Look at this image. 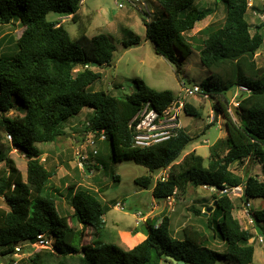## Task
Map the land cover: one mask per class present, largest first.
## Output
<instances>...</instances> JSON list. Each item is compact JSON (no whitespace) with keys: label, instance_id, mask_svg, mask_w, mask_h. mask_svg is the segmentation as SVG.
Masks as SVG:
<instances>
[{"label":"trees","instance_id":"16d2710c","mask_svg":"<svg viewBox=\"0 0 264 264\" xmlns=\"http://www.w3.org/2000/svg\"><path fill=\"white\" fill-rule=\"evenodd\" d=\"M82 1L0 0V23L17 21L23 27L16 51L12 55L0 54V197L8 206L0 208L1 255L13 254L18 243L34 241L42 233L54 238L53 248H41L17 264H161V260L173 264L167 255L185 264H216L221 257L231 264H252L255 235L234 215L235 203L229 194L231 188L246 186L243 202L264 199V64L257 58L264 44V31L258 25L252 32L247 0H220L226 6L225 21L200 30L199 35L189 36L188 32L215 9L196 7L197 0H157L163 10L159 7V18L146 22L147 37L159 54L178 63L177 73L180 58L194 48L209 71L207 80L195 85H200L199 94L219 102L215 108L226 119L228 136L217 147H211L208 163L195 150L182 157L194 140L183 127L162 142L136 145L131 122L139 111L149 104L164 114L178 98L173 90H158L143 79H136V89L123 96L93 89L102 72L95 70L92 63L97 62L99 68L111 65L115 43L107 33L90 37L82 30L72 37L61 19L47 17L56 12L78 20ZM140 43L139 35L124 41L126 47ZM240 85L250 91L235 96ZM230 90L239 102L238 118L230 109ZM84 107L94 109L84 131H97L98 136L105 132L115 161L133 159L147 167L151 174L137 177L136 182L142 188L153 189L156 198H186L190 186H208L217 191L214 197L218 203L212 211L222 210L218 226L226 242L224 250L210 247V236L193 224L184 226L183 239L174 237L168 215L163 216L159 227H155L156 223L149 225V235L133 248L105 242L101 235L109 206L96 189L81 182L68 185L66 197L73 213H61L57 203L61 191L50 187L58 167L45 165L35 143L55 142L66 135V121ZM183 107L192 115L199 113L190 103ZM14 109L24 114L9 115ZM13 148L27 158L26 178L10 156ZM88 151L95 156L94 148ZM247 158L260 163L262 176L250 172L243 176L231 169L233 163ZM167 168V179H156ZM224 189H229L228 193L221 195ZM251 213L256 227L264 230V207L251 209ZM75 219L83 226L73 224ZM92 231L97 238L92 236V241L84 242ZM15 261L11 257L8 264Z\"/></svg>","mask_w":264,"mask_h":264},{"label":"rangeland","instance_id":"374dc122","mask_svg":"<svg viewBox=\"0 0 264 264\" xmlns=\"http://www.w3.org/2000/svg\"><path fill=\"white\" fill-rule=\"evenodd\" d=\"M140 1L145 2L147 8H136L130 0H83L78 20H73L66 15H59L56 12H50L47 17L50 20L55 18L64 19V25L72 37H77L82 30L86 31L90 37L99 33H107L115 43L116 50L112 64L100 68L93 67L95 70L102 72L101 79L95 81L92 85L94 90H106L115 95L123 96L124 94H131L136 89V79H143L149 86L158 90H173L178 101L183 99L184 103L187 102L195 106L199 113L192 115L184 109V105L177 108V101L169 109L170 116L171 112L174 111V117L170 122L180 120L179 122L194 137L193 142L185 149L182 157L195 150L203 155L208 163L211 147H214V145L217 147L219 142L227 139L226 119L222 112H218L219 118L216 119L215 107L219 105L216 98L205 97L199 93L187 96L185 88L206 81L209 71L201 62L199 50L194 48L185 58H180L181 69L177 73L178 63L170 62L159 54L154 42L147 37L146 22L158 19L159 14H157V11L159 7L162 10L163 8L157 0ZM117 2H123L124 7H119ZM194 4L196 7H211L215 10L206 19L198 21L195 28L188 32L189 36L199 35L200 30L206 27L212 28L214 25L220 26L225 21L226 6L220 0H197ZM248 14L252 23L251 30L254 33L256 20L259 18L254 15L250 8ZM22 30V24L17 21L10 24L0 23V54L12 55L16 51L17 39ZM138 35L141 38L140 44L131 47L124 45L126 39ZM258 53L257 58L261 60L264 57V44ZM259 62L260 64L264 63ZM22 113V111L14 109L9 115L15 116ZM93 113V108L84 107L80 113L66 121L64 125L66 135L55 142H37L35 144L42 151L41 157L45 165L48 168L58 167V172L51 180L50 187H57L61 191V194L56 193L61 213L68 214L73 211L66 197L70 183L73 181L81 182L85 186L96 189L104 204L109 206V212L106 215L107 230L114 232L113 229H117L124 231L126 234L128 233V241L123 244L125 246L123 248L128 249L142 242L141 239L144 237V231L137 224V211L140 210L148 214L147 212L152 207L150 203L151 194L136 182V178L142 175H150L151 172L147 167L137 164L133 159L115 161L112 158L110 140L102 141L99 136L96 137V148L99 153L91 156L90 151L86 150L89 133L84 131V127ZM212 116H214V121L210 120ZM80 138L81 140H79ZM7 140L9 143L10 140L8 138ZM79 152L81 155H90L87 159V166L92 164L90 166L93 168V165L99 162L98 166L93 168L94 173L90 177L83 174L80 166L83 159ZM10 156L15 160L16 165L26 178L27 158L25 154L19 149L13 148ZM232 169L243 176L247 172L262 176V168L257 160H244ZM229 194L235 203V214L240 219L243 227L249 228L255 235L252 239L256 249L252 264H264V230H259L256 223L251 224L247 214L243 216L242 210H245L247 206L241 198V189H230ZM212 196L215 195L201 186H190L186 198H177L178 205L175 209L178 210L179 214L185 215V222L194 224L210 236V247L222 251L226 247V242H223L218 226L222 219V210L211 211L210 213L213 212L214 214L210 218L207 214L208 209L216 201V199L213 200ZM250 202V208L253 210H260L264 207L263 198H251ZM122 204L123 209L120 206ZM2 207L8 208L5 200L0 197V208ZM210 222L212 228L209 227ZM72 223L78 224L77 219L73 220ZM154 223L156 222L154 221ZM154 223L152 221L150 224ZM87 233H90L89 227H87ZM93 236L97 238L96 235ZM101 239L110 242L105 234L102 235ZM89 240L90 237L88 236L84 242ZM29 255L30 253L26 248L18 255L3 256L0 253V263L8 264L11 257L19 260ZM161 264L169 263L161 260ZM216 264L231 263L228 259L221 257Z\"/></svg>","mask_w":264,"mask_h":264},{"label":"built area","instance_id":"2783aa9c","mask_svg":"<svg viewBox=\"0 0 264 264\" xmlns=\"http://www.w3.org/2000/svg\"><path fill=\"white\" fill-rule=\"evenodd\" d=\"M131 4L136 7V8H147V5L145 2L140 1V0H130ZM248 2V7L250 9H253L254 7H259L257 10L254 11L256 16L259 18V20L264 24V10H260L264 6V0H247ZM117 5L119 7H124L123 2H117ZM250 89L246 86L240 85L238 86L236 90L235 96L243 93V92H249ZM200 92V85H194L193 87H186L185 88V93L187 96H193L197 95ZM205 97H208L205 95ZM181 103V107L184 105L183 99L179 100ZM176 102H174L175 104ZM234 103L236 106H238L239 102L234 99ZM171 108V107H170ZM170 108L165 110L164 114H160L158 111H156L153 108H150L149 104H147L142 110L139 111V113L134 117V119L131 122V125L134 127L136 131L135 135V143L138 146H149L154 143H159L164 140L169 139L173 135L177 133V129L181 127L179 120L177 122H170L171 119L174 117V111L171 112L170 116ZM177 114V113H176ZM170 116V117H168ZM211 121H214V116L210 118ZM169 121V122H168ZM88 136H87V141H86V150H88L89 147L94 148V155L98 153V149L96 148L97 144V131H88ZM9 139H12L11 135H8ZM99 139L105 140L106 139V134L105 132H101V135L99 136ZM79 155L81 153L79 152ZM89 154L87 155H81V158L83 159L82 164H80L81 169L83 170V174L87 175L90 177L93 175L94 170L93 168H90L89 164L87 166V159L89 158ZM88 169V171H87ZM168 171L162 170L161 173H159L156 177V179L159 180H166L168 177ZM208 187V186H205ZM229 189H224L223 191H228ZM171 205L174 204V196H168L166 197ZM121 208L123 209L124 206L123 204L120 205ZM245 206H247L246 214L249 218V222L251 224L255 223V218L251 213V202L248 201L245 203ZM249 207V208H248ZM137 224L140 226L142 223H146L148 220V215L143 213L142 211L138 210L137 213ZM163 218L158 221L155 225V227H159ZM262 236V235H261ZM263 237V236H262ZM261 237V238H262ZM55 240L53 237H48L46 234H39L37 236V239L34 241H22L18 243L15 247V252L12 255H18L20 254L25 248L29 250L30 255L41 249V248H49L52 249L54 246ZM20 260V259H19ZM18 259H16L15 263L17 264L19 262ZM3 264V263H0Z\"/></svg>","mask_w":264,"mask_h":264},{"label":"crops","instance_id":"0c3cea01","mask_svg":"<svg viewBox=\"0 0 264 264\" xmlns=\"http://www.w3.org/2000/svg\"><path fill=\"white\" fill-rule=\"evenodd\" d=\"M81 8V7H80ZM253 13H254V11L255 10H257V8H253V9H250ZM80 11V10H79ZM254 15H256L255 13H254ZM66 16H68V17H70V18H72V15H66ZM257 17V16H256ZM258 18V17H257ZM59 19H61V18H59ZM61 21L62 22H64V19H61ZM258 25H261V28H260V30L261 31H264V24L259 20V19H257L256 20V25L254 26V29H255V31L257 30V26ZM252 29V28H251ZM259 54V53H258ZM259 61H261L262 63L264 62V57L261 59V60H259ZM264 64V63H263ZM216 109V108H215ZM220 113V112H219ZM219 118V116H217V118L216 119H218ZM180 121V120H179ZM180 124H181V122H180ZM181 127H183V128H185L182 124H181ZM186 129V128H185ZM188 131V130H187ZM79 140H81V138L79 139ZM102 141H104V140H102ZM245 160H251L250 158H247V159H245ZM98 163L99 162H97L96 164H94L93 166H98ZM236 164H239V162H235V163H233L232 165H231V169L233 168V167H235V165ZM163 170H166V171H168L169 172V168H167V169H163ZM233 170V169H232ZM234 171V170H233ZM162 172V171H161ZM160 172V173H161ZM238 174V173H237ZM240 188H238V187H234V188H231V189H241V196L243 195V193H244V191H243V188L242 187H244V186H239ZM204 189H206L208 192H212L214 195L217 193V191L215 190V189H213L212 187H203ZM147 191L151 194V205H152V207H150V211H148L147 213V215H148V220H147V222L146 223H142L141 225H140V228L143 230V226L144 225H146V226H148L149 227V225H151L150 223L153 221V223H154V221L157 223L160 219H162L163 218V216L164 215H168V216H170V218H171V232H172V234H173V236L174 237H176V238H179V239H183V237H184V234H183V228H184V226L186 225V224H190V223H187V222H185V220H184V214H179L178 213V210L177 209H175L176 208V206L178 205V200H177V197H175L174 196V204L173 205H171L170 203H169V201H168V199L167 198H156L154 195H153V189H147ZM212 198H213V200L215 199V197L214 196H212ZM250 201V200H249ZM150 205V204H149ZM70 206V205H69ZM72 210L74 211V209H73V207H72ZM73 211H71V213H73ZM173 213H174V215H173ZM108 214V213H107ZM106 214V215H107ZM207 214H210V212L209 213H207ZM242 214H243V216L245 215L246 216V210H242ZM106 215H105V228H104V230H103V233H102V235L103 234H105L106 235V237L107 238H109L110 239V242H113V243H117V241H118V243L117 244H119L120 246H122V247H125L123 244H125V243H127V241H128V238H127V235H128V233L126 234L124 231L122 232V231H119V230H117V229H113L114 230V232H110L109 230H107V220H106ZM234 215L238 218V216L235 214V209H234ZM239 219V218H238ZM240 220V219H239ZM194 225V224H193ZM78 226L79 227H82L83 225L82 224H78ZM200 229V228H199ZM201 230V229H200ZM105 231V232H104ZM182 233V235H180ZM102 235H101V237H102ZM92 236H93V231H92V233H91V235H90V241H92ZM147 236L144 234V237L141 239V241H143L145 238H146ZM113 239V240H112ZM106 241V240H105ZM109 240H107L106 242H108ZM223 242H225L224 240H223ZM139 244V243H138ZM137 245V244H136ZM134 247V246H133ZM133 247H129L128 249H130V248H133Z\"/></svg>","mask_w":264,"mask_h":264},{"label":"water","instance_id":"95a60500","mask_svg":"<svg viewBox=\"0 0 264 264\" xmlns=\"http://www.w3.org/2000/svg\"><path fill=\"white\" fill-rule=\"evenodd\" d=\"M92 66H93V67H97V66H98V63H97V62H93V63H92ZM228 97H229V101H230V109L235 113L236 117L238 118V117H239V112H238V110H237L236 104L234 103V97H233V91H232V90L228 91ZM180 106H181V103H180V101H178V102L176 103V107L179 108ZM216 113H217V116H219V113H218V110H217V109H216ZM238 188H240V187L238 186ZM242 188H243V191L246 190V186H244V187H242ZM226 193H228V191H223L221 195H224V194H226ZM217 203H218V201L216 200V201L214 202L213 206H211V207L208 209V213L211 212V211L214 209V207L217 205ZM143 231H144V234H145L146 236H148L149 233H150L149 227L146 226V225L143 226ZM166 259L172 261L173 264H185V263H186V262L183 261V260H178L177 258H175V257L172 256V255H167V256H166Z\"/></svg>","mask_w":264,"mask_h":264},{"label":"clouds","instance_id":"9594fccd","mask_svg":"<svg viewBox=\"0 0 264 264\" xmlns=\"http://www.w3.org/2000/svg\"><path fill=\"white\" fill-rule=\"evenodd\" d=\"M234 99H235V97H234ZM237 107V106H236ZM30 256V255H29Z\"/></svg>","mask_w":264,"mask_h":264}]
</instances>
